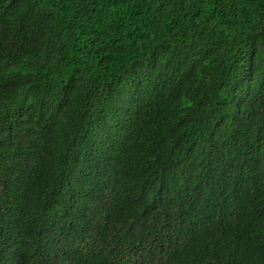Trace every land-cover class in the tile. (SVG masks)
<instances>
[{"label":"trees","instance_id":"trees-1","mask_svg":"<svg viewBox=\"0 0 264 264\" xmlns=\"http://www.w3.org/2000/svg\"><path fill=\"white\" fill-rule=\"evenodd\" d=\"M0 264H264V0H0Z\"/></svg>","mask_w":264,"mask_h":264}]
</instances>
